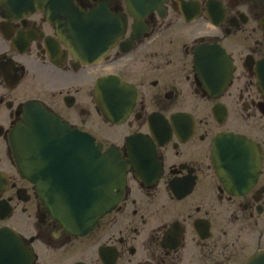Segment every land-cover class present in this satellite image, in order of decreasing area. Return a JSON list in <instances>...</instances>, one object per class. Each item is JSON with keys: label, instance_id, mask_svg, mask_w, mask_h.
Returning a JSON list of instances; mask_svg holds the SVG:
<instances>
[{"label": "flooded vegetation", "instance_id": "obj_1", "mask_svg": "<svg viewBox=\"0 0 264 264\" xmlns=\"http://www.w3.org/2000/svg\"><path fill=\"white\" fill-rule=\"evenodd\" d=\"M74 2L100 23L91 41L81 26L79 48L44 12L0 0V264H241L264 250V0ZM30 104L91 136L96 167L74 147L88 144H54L35 153L51 167L29 178L13 137ZM224 135L257 144L250 186L218 174ZM104 157L121 199L73 232L47 201L49 180L88 178L97 195Z\"/></svg>", "mask_w": 264, "mask_h": 264}, {"label": "water", "instance_id": "obj_2", "mask_svg": "<svg viewBox=\"0 0 264 264\" xmlns=\"http://www.w3.org/2000/svg\"><path fill=\"white\" fill-rule=\"evenodd\" d=\"M3 2L13 10L43 11L60 28L63 39L68 40L70 37L71 45L74 48H79L81 39H85L81 29L83 24L89 26L87 41L92 40L91 30L95 34L99 30V20H86L81 9L73 0H3ZM63 16H71V20L65 22L59 18ZM123 30L124 24L120 20L119 35H116L114 42L122 36ZM109 48L106 39L104 48L99 51L98 55L103 56ZM92 56L91 53L88 54L89 58ZM29 108L31 113L27 120L23 140L22 134L19 133H15L13 137L17 159L29 178H34V170L37 165L46 169L51 167L49 160L47 162L40 160L36 163L35 153H51L53 152L51 145L54 144H88V149L74 147L78 149V152L88 153L89 171L96 167L95 163H90L91 152L94 151L93 138L86 134L71 131L41 106L31 104ZM257 149V144L246 137L221 136L215 144L214 159L222 179L227 184H234L236 181L243 187L250 186L255 180L261 164V154L259 155ZM99 161L100 163L102 161L100 156L98 163ZM67 166L66 163H63V170ZM60 176L49 180L55 184V190L50 191L52 194L47 197V201L53 208L55 218L74 232L85 233L91 230L99 219L111 211L121 199L114 193L115 184L112 180L108 160L105 157L103 158V180L102 183L100 182L102 189L100 188L97 195L91 193L88 178L87 180L82 179V187L77 188L70 186L66 172L61 173ZM246 178L247 180H245ZM45 179L48 180L49 177ZM243 264H264V250L251 256Z\"/></svg>", "mask_w": 264, "mask_h": 264}]
</instances>
